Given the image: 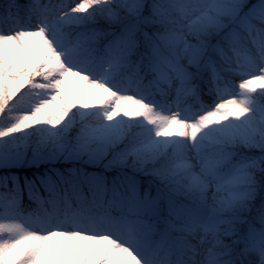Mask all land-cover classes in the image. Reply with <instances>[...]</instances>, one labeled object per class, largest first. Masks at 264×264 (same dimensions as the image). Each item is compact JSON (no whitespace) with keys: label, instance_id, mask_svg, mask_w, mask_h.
<instances>
[{"label":"snow or ice","instance_id":"1","mask_svg":"<svg viewBox=\"0 0 264 264\" xmlns=\"http://www.w3.org/2000/svg\"><path fill=\"white\" fill-rule=\"evenodd\" d=\"M0 264H264V0H0Z\"/></svg>","mask_w":264,"mask_h":264}]
</instances>
